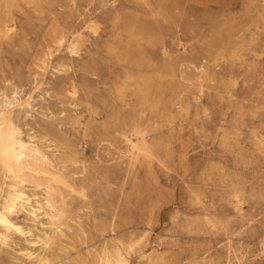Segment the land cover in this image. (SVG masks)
Returning a JSON list of instances; mask_svg holds the SVG:
<instances>
[{"label": "rangeland", "instance_id": "1", "mask_svg": "<svg viewBox=\"0 0 264 264\" xmlns=\"http://www.w3.org/2000/svg\"><path fill=\"white\" fill-rule=\"evenodd\" d=\"M4 94L0 210L18 150L69 218L0 264H264V0H0Z\"/></svg>", "mask_w": 264, "mask_h": 264}, {"label": "bare ground", "instance_id": "2", "mask_svg": "<svg viewBox=\"0 0 264 264\" xmlns=\"http://www.w3.org/2000/svg\"><path fill=\"white\" fill-rule=\"evenodd\" d=\"M50 74H52V73H50ZM71 91H72V89H71ZM14 100H15V98H14ZM10 104H11V100L9 99V97L7 95L4 94V96L0 100V108L1 107L2 108H9ZM29 106H31V105H29ZM0 111H1V109H0ZM19 132H21V131H19ZM182 153H184V152H182ZM23 158H24V153L22 151L13 150V159H14L15 164H14V167L10 170L11 177H10L9 183L7 184L6 195L4 196L3 201L1 202L0 242H3V243L5 242V231H7L8 229H10L11 231H13L15 233H19V234L24 235V230L22 229V227L18 223H16L15 221H13L11 217L18 216L20 214H24L27 219H29L33 222H38L40 219V216L43 214V211L45 210L44 215L49 216V224L53 227V236H51V237L48 236L46 238L45 245L55 243L56 240L60 237V235L63 234V232H64L63 227L64 228L68 227V218L69 217L67 216L65 209L60 205L61 200L56 201L52 198V194L50 193V189L47 188L45 190V194H44L45 196L44 197H40L38 194H29L26 191L25 179H24L23 174H22ZM108 174H110V173H108ZM59 176H60V174H59ZM124 260H125V256L123 254V249L121 248V246L115 245V247L112 250H107L106 247L104 248L103 253L101 254V256L98 260V264H115V263L122 264L124 262Z\"/></svg>", "mask_w": 264, "mask_h": 264}]
</instances>
